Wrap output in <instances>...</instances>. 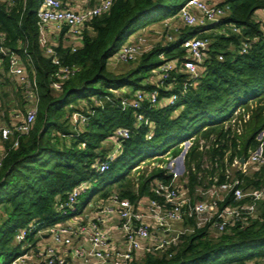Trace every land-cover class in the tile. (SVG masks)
Wrapping results in <instances>:
<instances>
[{
	"label": "trees",
	"instance_id": "1",
	"mask_svg": "<svg viewBox=\"0 0 264 264\" xmlns=\"http://www.w3.org/2000/svg\"><path fill=\"white\" fill-rule=\"evenodd\" d=\"M186 1L115 0L109 12L86 24L75 52L63 29L55 49L62 61L76 66L78 71L63 82L57 96L49 88V76L56 68L38 46L35 13L39 0H15L10 8L0 1V34L5 36L9 49L25 60L24 51L29 55L38 84V104L42 105L31 131L20 139L16 149L7 153L0 169V264H11L22 254L20 244L14 240L19 229L32 223L38 231L80 215L91 201H81L87 192L92 200L94 195L106 199L114 185L119 196L130 201L149 196L155 180L170 181L165 169L156 168L140 175L136 193L127 176L148 158L167 153L178 156L182 151L180 145L188 140L191 145L184 156V178L191 196L196 188L212 184L213 178L223 182L226 169L235 159H247L259 147L264 155V33L260 23L253 20L256 12L264 9V0H223L216 6H228V11L219 22L206 27L182 23L172 41L143 53L129 62L132 65L125 71L107 69L108 60L131 33L144 29L151 21L176 16ZM229 25L240 32L234 34L225 29ZM222 29L225 35L213 34ZM192 37L213 39L194 81L180 70L182 43ZM244 39L257 41L247 53L240 54L238 47ZM161 54L178 63L177 69L163 85L156 86L154 80L144 84V79L150 78V73L163 63ZM186 81V92L173 105H166L164 100L181 94ZM3 85L0 82V87ZM15 87L19 93L16 96L21 98L19 86ZM124 89L130 90L124 96L137 90H158L159 103L150 106L145 102L139 111L153 123L150 139L148 126H136L134 111L120 109L121 95L113 91ZM95 97L101 105L91 101ZM2 103L7 104L0 96ZM75 111H92L83 130L75 129L69 121ZM120 127L129 129L131 135L122 142L108 170L99 174L95 167L109 151L105 141ZM159 148L165 150L157 155ZM234 175L244 190L264 188V169L250 175L237 170ZM84 182L90 186L78 198L76 211L63 215L58 211L59 200ZM256 207L260 220L249 226L236 225L220 235L206 228L197 229L182 236L177 247L147 253L130 264H261L264 202ZM29 239L34 241L32 235Z\"/></svg>",
	"mask_w": 264,
	"mask_h": 264
},
{
	"label": "built area",
	"instance_id": "2",
	"mask_svg": "<svg viewBox=\"0 0 264 264\" xmlns=\"http://www.w3.org/2000/svg\"><path fill=\"white\" fill-rule=\"evenodd\" d=\"M0 1L7 8L15 3V0ZM70 1L72 0H39L35 13L39 49L56 68L49 76V88L58 92L61 91L63 82L78 71L76 66L62 61L55 49L60 32L66 29V36L71 39L72 51L75 52L81 45V34L86 24L93 18L109 12L115 0H96L94 4L80 9H71ZM205 1L187 0L170 20L178 19L189 27H206L219 22L226 15L228 6H210ZM255 15L264 33V9ZM168 21L164 22L163 27L169 29L171 25ZM225 29L234 34L240 32L234 25H229ZM221 34H226L224 29L221 30ZM166 38L169 42L173 40L168 34ZM255 41L257 39H244L238 47V52L247 53ZM144 43L145 39L139 36L135 43L122 45L113 56L117 62H132L146 53ZM208 47V40L199 37L189 38L182 43L184 55L180 70L192 81L199 77ZM24 56L26 60L5 46V36L0 34V71L9 81L13 80L19 86L25 103L23 112L12 109L7 121L0 119V169L7 153L16 149L20 139L29 134L38 113L39 91L34 75L35 69L31 66L29 55L25 51ZM159 58L163 63L150 73V78H147L148 82L154 80L156 86L163 85L169 80L171 72L175 71L178 65L167 60L164 54ZM218 59L222 60V55H219ZM187 88L186 81L181 94H172L164 103L173 105ZM129 91L124 89L113 92L117 96L121 95L119 107L122 111L127 109L134 111L136 126L150 128L147 135L150 139L153 123L139 111L145 102L150 106H156L159 103V92L157 89L137 90L122 95ZM91 101L96 106L102 104L96 97L91 98ZM82 105H85V102ZM91 114L92 111L88 114L75 111L69 117V121L75 129L83 130ZM130 135L131 131L122 127L113 132L110 139L113 140L115 147L107 154L106 159L95 167L99 174L108 170L109 164L120 152L122 142ZM185 144L182 159L181 153L179 157L174 158L175 166L171 163L167 169L166 165L164 166L167 175L171 174L170 181L164 183L155 180L149 189V196L130 201L121 198L118 193H111L106 199L91 200L87 205L88 215H84V209L80 215L38 231L32 223L19 229L14 236L15 242L19 244L26 242L31 249L22 250L23 253L11 264H130L140 255L177 247L182 236L197 229L206 228L209 232L220 235L236 225L246 227L260 220L256 206L259 202H264V188L244 190L234 173L240 170L247 175L248 168L264 169L262 148L259 147V152L257 150L250 152L244 163L240 162L241 158L235 159L226 169L223 182L218 183L217 179L213 178L212 184L196 188L194 195L191 196L184 178V156L191 145V140ZM202 144L205 143L201 142ZM168 156L167 153L153 159H173L172 156L169 158ZM89 186V182H84L74 187L66 194L64 200H59L58 211L63 215L75 212L78 198ZM112 230L119 234L116 242L110 238ZM31 235L33 239L36 237L39 239L37 245L30 241ZM44 235L50 240V244L42 245Z\"/></svg>",
	"mask_w": 264,
	"mask_h": 264
},
{
	"label": "rangeland",
	"instance_id": "3",
	"mask_svg": "<svg viewBox=\"0 0 264 264\" xmlns=\"http://www.w3.org/2000/svg\"><path fill=\"white\" fill-rule=\"evenodd\" d=\"M223 0H206L205 2L207 4H209L210 6H213V5H216V4H219L220 2H222ZM180 2L181 1H178V4L180 5ZM173 14H176L173 13ZM170 17L169 16L167 19L165 18V20H159V21H151L149 22L148 24H146V26L144 27V29H139V30H136L134 31L133 33H131L125 40L124 42L121 44L124 45V44H130V43H135L139 36L142 37V39H145V43H144V51L146 52H149L151 49H153L155 46L157 45H161L163 46L165 44L167 40L166 38V34L170 35L172 38L175 37V34L177 33V31H179V29H181L182 27V22L178 19H172L170 20ZM174 18V16H173ZM257 15L254 16L253 20L254 21H257ZM170 20V21H168ZM165 21H168V23L171 25V28H165L163 27L164 25V22ZM143 30L145 32H143ZM217 33H221V31H215V33H213L214 35H217ZM207 34H210L209 32H207ZM211 36V37H215V36ZM213 41V39H209L208 42L209 44ZM69 44V43H67ZM72 45V44H71ZM68 46V45H67ZM120 46V47H121ZM232 48V50H234V47L231 46L230 49ZM119 50V49H118ZM138 59V58H137ZM134 63V62H133ZM132 63H121V62H117L116 59L114 58V56H112L108 62H107V69L110 70V71H115V72H121V71H125L127 67L131 66ZM6 76L4 74H2V76L0 75V82L3 83L4 85L0 87V96L2 97L3 100H12L15 101L17 98L16 95H18V90L13 87V85L11 83H9L8 80H5ZM150 82H152L150 80ZM147 81V79H144L143 83L144 84H148L150 83ZM15 92V93H14ZM54 95L57 96L59 95L60 92H56V91H53ZM17 105V107H19L22 111V109L24 108V103L21 102L22 105H20V100H16L15 102H13ZM42 105L38 104V109L41 110V107ZM263 135V134H262ZM257 139H258V136H257ZM261 139V138H260ZM259 140V139H258ZM106 145L108 146V143H106ZM180 147L182 148V151L181 153L185 150L186 148V144L185 142L182 143L180 145ZM108 148V147H107ZM165 149L164 148H159L156 150V153L157 155L163 153ZM180 153V154H181ZM179 154V155H180ZM176 156V157H173V159H169V160H166L164 158L162 159H150L148 158V160L145 162V163H142L139 165L138 168H135L131 171V173L127 176V178L131 181V189L133 192H137V188H138V178L140 177V175H147L149 174L152 170L156 169V168H162V169H167L168 165L171 163V165L173 164L175 166L176 164V161L174 160V158H177L179 157ZM171 155L168 156V158L170 157ZM166 165V167L164 168V166ZM165 169V170H166ZM249 170L247 171V175H250L251 172L253 171H256V169L252 168H248ZM182 178H180L179 181H181ZM105 189V188H104ZM108 189V187L106 188ZM111 190L112 192L111 193H117L118 192V188L116 186H112L111 187ZM97 195V194H96ZM97 196L94 195L93 199H95ZM87 198H90L92 200V197H90V194L89 192L86 193V195H84L81 199V201L83 199H87ZM49 239H42L41 241L43 242L42 245L44 243H46ZM39 239L36 237L34 239V244L37 245ZM50 241V240H49ZM20 251L22 252V250L26 249V250H30L31 248L27 245V243H20ZM35 250L37 248H34ZM33 249V250H34ZM65 249V248H64ZM68 250V249H66ZM261 264H264V261H259ZM250 264H253V263H250Z\"/></svg>",
	"mask_w": 264,
	"mask_h": 264
},
{
	"label": "crops",
	"instance_id": "4",
	"mask_svg": "<svg viewBox=\"0 0 264 264\" xmlns=\"http://www.w3.org/2000/svg\"><path fill=\"white\" fill-rule=\"evenodd\" d=\"M96 0H89L88 2L86 1V0H72V1H70V4H69V7L71 8V9H80V8H82V7H85V6H90V5H92V4H94V2H95ZM2 74H3V72L2 71H0V75L2 76ZM7 78V77H6ZM8 79V78H7ZM9 81V80H8ZM9 83H11L12 85H13V87H15V83H14V81L13 80H11V81H9ZM16 88V87H15ZM17 89V88H16ZM56 92H58V91H56ZM15 93V92H14ZM21 98H17L16 100H20V105H22L21 104V102H22V100L21 99H24V97L23 96H20ZM15 100V101H16ZM15 101H13V99L12 100H5V102L7 103V104H4V103H2V104H0V119H4V120H8V117H9V114H10V112L12 111V109H15V110H18L19 112H23V111H21V109L19 108V107H17V105L15 104V103H13V102H15ZM23 103H24V100H23ZM25 104V103H24ZM23 110V109H22ZM6 116H8V117H6ZM106 143H108V146L106 145ZM104 146H106V147H108L109 149V151H108V153L110 152V151H112L113 149H114V147H115V144H114V142H113V140L112 139H107L106 141H105V144H104ZM84 215H88V212H87V208L84 210ZM83 215V216H84ZM72 221V220H71ZM46 235H44L43 236V239H48L47 238V236L45 237ZM110 238L112 239V241H117L118 240V238H119V234L115 231V230H112V232H111V235H110ZM51 242L48 240L46 243H44V244H50ZM145 255V254H144ZM141 256H143V255H140V256H138L137 257V259L138 258H140Z\"/></svg>",
	"mask_w": 264,
	"mask_h": 264
},
{
	"label": "water",
	"instance_id": "5",
	"mask_svg": "<svg viewBox=\"0 0 264 264\" xmlns=\"http://www.w3.org/2000/svg\"><path fill=\"white\" fill-rule=\"evenodd\" d=\"M262 134H263V132H261V133L258 135V139L261 138ZM259 151H260V149L258 148V149H257V152H259ZM183 154H184V153L181 154V157H180L181 159H182V157H183ZM240 162H241V163H244V159L241 158V159H240ZM169 176H171V174H169ZM45 237H46V236H45ZM22 253H23V251H22Z\"/></svg>",
	"mask_w": 264,
	"mask_h": 264
}]
</instances>
